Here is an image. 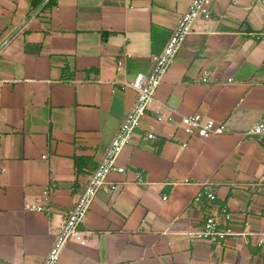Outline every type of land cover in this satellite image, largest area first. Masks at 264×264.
I'll return each mask as SVG.
<instances>
[{"label":"crops","instance_id":"obj_1","mask_svg":"<svg viewBox=\"0 0 264 264\" xmlns=\"http://www.w3.org/2000/svg\"><path fill=\"white\" fill-rule=\"evenodd\" d=\"M187 2L52 0L0 47V264H41L134 100L119 85L149 71ZM31 10L0 0V45ZM209 13L117 155L125 172L106 180L120 190L95 194L56 264H264V138L244 135L264 118V0H213ZM195 112L223 132L187 137L179 118ZM207 182L209 209L228 214L223 242L197 237L207 206L191 200Z\"/></svg>","mask_w":264,"mask_h":264},{"label":"built area","instance_id":"obj_2","mask_svg":"<svg viewBox=\"0 0 264 264\" xmlns=\"http://www.w3.org/2000/svg\"><path fill=\"white\" fill-rule=\"evenodd\" d=\"M213 0H188L185 10L175 20L171 32L166 39L161 51L150 57V69L146 74H137L128 82L119 85L120 89L130 88L134 92V100L127 112L120 119L113 136L108 144L103 148L100 158L95 167L89 173L84 187L77 196L72 206L65 212L58 228L53 233V239L41 264H56L61 249L67 241H81L80 227L84 223L85 215L98 191L112 194L120 190L118 185L109 184L106 177L109 173L123 174L125 169L116 165L115 159L121 149L130 142L131 136L137 130L153 102V97L163 74L172 63L180 46L189 35L197 21H207L209 19V6ZM234 3L236 0H228ZM116 65H120L118 61ZM201 81H205V73L202 74ZM229 81V80H228ZM171 114H160L155 112L153 121L155 124L171 122ZM179 128L187 137L204 138L210 134H220L223 132L221 125L216 124L210 118H206L198 112L188 116H180ZM247 136L264 138V118L256 120L244 133ZM155 140L153 131H143L140 135L139 144L144 146L147 142ZM135 182H141L138 172L135 173ZM165 199V197H161ZM215 199L214 190L209 182L203 184L194 194L191 203L198 207L207 206L197 237L207 240L217 239L223 242L228 235V231L218 228L219 217L228 218L224 208L218 211L210 210ZM35 210H41L36 206Z\"/></svg>","mask_w":264,"mask_h":264},{"label":"water","instance_id":"obj_3","mask_svg":"<svg viewBox=\"0 0 264 264\" xmlns=\"http://www.w3.org/2000/svg\"><path fill=\"white\" fill-rule=\"evenodd\" d=\"M49 0H41L28 14V16L23 20V22L13 30L11 34H9L1 43L0 47L31 17H33Z\"/></svg>","mask_w":264,"mask_h":264},{"label":"trees","instance_id":"obj_4","mask_svg":"<svg viewBox=\"0 0 264 264\" xmlns=\"http://www.w3.org/2000/svg\"><path fill=\"white\" fill-rule=\"evenodd\" d=\"M41 0H28L29 2V6L31 9H33ZM52 3V0H49L42 9H44L45 7H47L48 5H50Z\"/></svg>","mask_w":264,"mask_h":264}]
</instances>
